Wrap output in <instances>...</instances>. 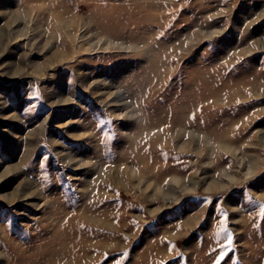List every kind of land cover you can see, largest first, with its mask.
<instances>
[{
	"label": "rangeland",
	"instance_id": "obj_1",
	"mask_svg": "<svg viewBox=\"0 0 264 264\" xmlns=\"http://www.w3.org/2000/svg\"><path fill=\"white\" fill-rule=\"evenodd\" d=\"M0 264H264V0H0Z\"/></svg>",
	"mask_w": 264,
	"mask_h": 264
},
{
	"label": "bare ground",
	"instance_id": "obj_2",
	"mask_svg": "<svg viewBox=\"0 0 264 264\" xmlns=\"http://www.w3.org/2000/svg\"><path fill=\"white\" fill-rule=\"evenodd\" d=\"M217 89H219V88H217ZM226 91H227V90H226ZM216 92H217V91H216ZM227 92H228V91H227ZM217 93H218V92H217ZM219 94H220V93H219ZM217 95H218V94H217ZM230 98H231V97H230ZM12 118H13V116H12ZM33 192L35 193V192H37V191H33ZM33 192H32V193H33ZM103 220H104V218H103ZM107 220H108V219H107Z\"/></svg>",
	"mask_w": 264,
	"mask_h": 264
}]
</instances>
